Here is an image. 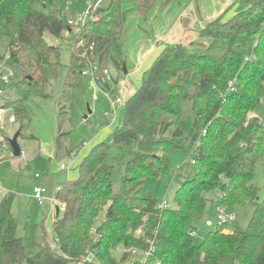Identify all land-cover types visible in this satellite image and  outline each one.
Wrapping results in <instances>:
<instances>
[{
    "label": "trees",
    "instance_id": "trees-1",
    "mask_svg": "<svg viewBox=\"0 0 264 264\" xmlns=\"http://www.w3.org/2000/svg\"><path fill=\"white\" fill-rule=\"evenodd\" d=\"M56 1L0 0V36L9 37L11 62L23 74L19 87L13 84L20 99L3 100L16 117L24 114L23 97L39 95L38 87L48 82L52 58H59L60 50L47 43V36L61 39L64 32L72 31L70 18L56 7ZM97 1L72 49L61 98L58 158L72 155L65 149L68 133H63L62 127L67 106L84 89L82 73L89 62L98 64V83L102 85L108 65L125 72L127 12L122 0H107L109 4L100 7L95 6ZM155 1L134 0L141 12H147ZM240 1L243 9L230 22L215 19L201 31L202 37L227 43L220 60L211 54L187 57L185 47L178 45L166 48L146 72L142 86L125 104L122 126L109 142L94 146L80 165L79 177L57 194L66 205L54 222L58 250L45 243L37 255L28 256L13 215L15 194L3 197L0 264H125L131 249L144 253L152 248L151 242L150 259L161 264H264V201L257 202L259 190L254 183L256 166L264 160V122L250 117L264 98V0ZM38 4L52 8V13L38 10ZM180 73L181 83L162 87L166 78ZM27 87L31 92L22 93ZM105 90L114 92L109 86ZM180 98L193 102L195 120L190 141L197 145V152L172 177L179 184L175 208L161 210L153 197H139L138 189L145 177L157 180L161 171L169 169L168 160L155 155L156 148L180 149L184 145L180 129L172 138L165 135L173 125L166 119L180 114ZM111 144L132 157L126 164L125 192L119 196L113 192L115 166L108 163ZM214 190L221 191L218 208L226 213H233L239 204L254 202L255 215L247 231L226 233L220 228L198 245L192 233L207 208V193ZM105 209V219L98 223ZM140 228L142 236L136 235ZM120 250L124 252L118 260L115 253Z\"/></svg>",
    "mask_w": 264,
    "mask_h": 264
},
{
    "label": "rangeland",
    "instance_id": "rangeland-1",
    "mask_svg": "<svg viewBox=\"0 0 264 264\" xmlns=\"http://www.w3.org/2000/svg\"><path fill=\"white\" fill-rule=\"evenodd\" d=\"M108 4V1H104L98 6ZM121 6L127 12L123 44V60L127 73H121L114 65H108L114 80L107 85L96 83L91 77H84V89L78 94L77 99L67 106L68 115L62 127L63 133H68L65 149L72 155L57 157V139L61 133L60 112L63 110L61 98L72 64V49L81 27L76 26L72 31L64 32L61 39L47 36V43L60 50L59 58L58 60L52 58V63L47 68L48 82L38 87L39 95L26 99L23 97L24 114L17 117V122L6 129L5 133L9 140L21 133L18 143L25 154L16 157L11 150L6 153L0 152V156L4 155L6 158L0 163V202L2 196L8 193L16 194L13 215L18 223V236L24 240L28 256L37 255L45 243L58 250L54 235L56 219L54 208L58 205L57 187H65L70 180L77 179L80 175V165L94 146L101 141L109 142L115 130L123 124L125 105L114 108L113 101L105 94L107 93L105 88L109 86L114 91L110 93L112 97L120 95V88H124L128 91L125 97L127 102L133 92L142 86L146 72L168 47L182 45L186 49L187 57L191 54H211L216 60H220L228 49L227 43L202 37L201 31L215 19L221 18L222 23L230 22L243 9L240 0H156L147 12H141L134 0H122ZM56 7L63 10L69 18L81 16L90 9L85 0H57ZM37 8L45 13H52L50 7L44 8L38 4ZM156 45L160 47L158 50H154ZM9 47V37L0 36L1 57L8 55ZM247 51L250 53L252 46H249ZM9 65L16 74L14 85L17 86L23 80V74L11 61ZM182 76L183 73H180L177 77L166 78L162 82V87L168 88L172 84L181 83ZM13 86L8 89V98L20 99ZM188 88L193 92L192 87ZM30 92L29 87L22 90L24 94ZM192 103L190 99L180 98L179 116L166 119L172 121L173 125L165 135L172 138L176 130L180 129L185 136L183 147L156 148L155 155L166 158L169 169L161 171L157 180L145 177L138 189L139 197L151 196L157 200L158 205L167 201L171 209L176 206L175 196L179 189V184L172 180V177L180 167L190 162L197 152V145L190 141L195 120ZM250 114L264 122V98ZM112 121L116 123L110 126ZM131 158L115 145L111 144L109 147L108 163L115 166L113 190L115 196L123 195L125 192L123 180L126 164ZM61 165L68 169L61 170ZM37 174L41 175L40 180L35 179ZM254 183L259 190L257 202L262 203L264 160L259 161L256 166ZM36 186L47 190V200L43 203L32 198ZM220 193V190H214L206 195L207 208L203 217L196 222L195 239L198 245L202 244L211 232L220 228L227 233H233L237 229L247 231L255 215L257 205L254 202L239 204L233 210L235 220L229 221L223 227L220 226L218 219ZM105 215L106 209L98 223L104 221ZM136 235L139 236L138 233ZM123 252L118 251L115 257L120 260ZM140 257L130 256L125 264H139ZM222 264L239 262L224 261Z\"/></svg>",
    "mask_w": 264,
    "mask_h": 264
},
{
    "label": "built area",
    "instance_id": "built-area-1",
    "mask_svg": "<svg viewBox=\"0 0 264 264\" xmlns=\"http://www.w3.org/2000/svg\"><path fill=\"white\" fill-rule=\"evenodd\" d=\"M107 0H98L95 4L96 7H98V4L101 2H104ZM87 4L90 5V9L86 10L81 16L77 15L74 18H70L69 25L71 27H81L83 26L86 21L91 16V8L94 4V0H87ZM11 61L10 54L5 56L3 59H0V152L4 151L5 153L8 151H13V148L10 144V140L6 136V129L11 124H14L17 122V117L14 113V111L11 108L6 107L3 100L8 98V89H10L14 84V78L16 76L14 70L9 65V62ZM100 70L99 66L95 62H89L88 67L83 71L82 75L84 77H91L93 81L96 83L100 82V76L98 75V71ZM103 81L105 84H107L110 81H113L112 75L110 74L109 70H104L103 72ZM233 85L231 84V87ZM124 88H120V95L112 97L110 95L111 91H107L105 93L111 101H113L112 105L114 108L122 107L126 104L125 97L128 94V91H125ZM9 114V115H8ZM253 114H250V117H252ZM206 132H204L205 134ZM25 152L21 150V156L24 155ZM5 156H0V163L5 161ZM68 168L65 165H61V170H67ZM41 177L40 174H37L35 176L36 179H39ZM62 188H58V193L61 192ZM47 190L45 188L36 186L33 190V197L35 200L39 201L40 203H43L47 200L46 198ZM58 206H60L62 212L66 209V205L58 200ZM56 207V206H55ZM159 209L161 210H168L171 209L169 206V203L167 201L163 202L159 205ZM220 214H219V222L220 226H224L225 224L229 223V221L235 220V215L233 213H226L222 208H219ZM96 232V230H94ZM140 236L143 235V229L140 228L137 232ZM192 236L195 237V232L192 233ZM152 248L148 251H145L142 253L138 249H131L129 252H131V256L133 257H140L139 264H161L159 260H151L150 257H152L153 254V242H151ZM136 258V259H137Z\"/></svg>",
    "mask_w": 264,
    "mask_h": 264
},
{
    "label": "water",
    "instance_id": "water-1",
    "mask_svg": "<svg viewBox=\"0 0 264 264\" xmlns=\"http://www.w3.org/2000/svg\"><path fill=\"white\" fill-rule=\"evenodd\" d=\"M125 73H127L126 69H125ZM20 135H21V133H18L13 139L10 140V144L13 148L14 155L16 157L21 156V148H20L19 143H18ZM55 213H56V217H55L56 220L60 219V217L62 215V210H61L60 206L57 205L55 207Z\"/></svg>",
    "mask_w": 264,
    "mask_h": 264
},
{
    "label": "crops",
    "instance_id": "crops-1",
    "mask_svg": "<svg viewBox=\"0 0 264 264\" xmlns=\"http://www.w3.org/2000/svg\"><path fill=\"white\" fill-rule=\"evenodd\" d=\"M160 47L158 46V45H156L155 47H154V50H158ZM113 123H116V121H112L111 123H110V126H112L113 125ZM13 155H14V151H13ZM15 156V155H14ZM65 171V170H64ZM36 179V178H35ZM41 179V177L39 178V179H36V180H40ZM58 188H63V187H57V191H58ZM58 194V193H57ZM16 195V194H15ZM5 196V195H4ZM4 196H2V198H1V200L3 199V197ZM32 198H34L33 196H32ZM15 199H16V196H15ZM14 202H15V200H14ZM13 205H14V203H13ZM55 209V208H54ZM63 213V212H62ZM226 232V231H225ZM227 233V232H226Z\"/></svg>",
    "mask_w": 264,
    "mask_h": 264
}]
</instances>
